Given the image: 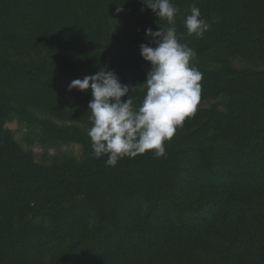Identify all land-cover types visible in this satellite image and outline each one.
<instances>
[{
  "label": "trees",
  "instance_id": "1",
  "mask_svg": "<svg viewBox=\"0 0 264 264\" xmlns=\"http://www.w3.org/2000/svg\"><path fill=\"white\" fill-rule=\"evenodd\" d=\"M189 4L211 25L191 47L196 52L191 66L216 84L247 76L264 96V69L211 72L195 65L217 54L264 61V0ZM0 13L16 27L25 21L31 40L44 36L54 45L82 47L91 54L20 64L0 53V68L14 76L34 80L89 69L122 76L151 64L141 54L127 62L104 54L105 20L97 16L96 0H0ZM260 107L248 131L221 149H165L159 158L149 150L114 167L105 165L106 155H92L90 138L79 129L66 134L85 146V161L54 168L35 164L0 135V264H264V101ZM6 111L0 99V130ZM122 189L131 191V198L121 195ZM73 195L97 208V223L80 228L52 259L27 260L31 248L65 232L32 231L19 240L8 209Z\"/></svg>",
  "mask_w": 264,
  "mask_h": 264
},
{
  "label": "rangeland",
  "instance_id": "2",
  "mask_svg": "<svg viewBox=\"0 0 264 264\" xmlns=\"http://www.w3.org/2000/svg\"><path fill=\"white\" fill-rule=\"evenodd\" d=\"M96 2L97 16L105 20L101 50L119 62H127L140 54V45L150 41L146 29L157 31L167 23L159 21L142 0ZM171 2L180 9L174 25L178 41L192 47L198 38L195 35L188 36L184 27V19L190 11V0ZM118 7L123 10L117 12ZM6 19L0 13V53L14 62L30 64L91 56L86 50H82V47H65L57 43L54 45L51 41L47 42L44 36L41 41L31 40L25 21L18 23L19 26L16 27ZM195 65L211 72L226 68L238 72L264 69V61L236 54L227 57L217 54L196 60ZM150 68L151 64L134 74L117 76L122 84L134 87L129 92L134 106L138 107L143 99L144 91L141 89ZM98 71L89 69L62 76L26 80L0 68V99L7 106V111L1 119V137L12 141L20 152L28 155L39 166L54 168L82 164L85 161V146L69 138L66 132L69 129L86 132V129L91 127L87 106L92 96L90 90L69 91L68 85L73 79H83L84 76L93 75ZM247 80L246 76V80L216 84L212 78L202 77L201 100L196 112L185 119L183 127L177 128L170 141H165V149H182L194 145L206 150L221 149L227 146L228 140L233 136H241L247 132L246 127L251 123V115L257 113L264 101L259 89L252 87L251 82ZM121 99L126 100L127 94ZM247 117L249 121L243 120ZM119 192L129 198L132 196L129 190L122 189ZM103 199L110 204L113 201L107 195ZM8 213L11 228L18 235V239L32 231L65 232L62 238L31 248L26 256L30 261L44 257L52 259L68 245L80 228H89L98 220L97 208L81 195L37 206L12 207L8 209Z\"/></svg>",
  "mask_w": 264,
  "mask_h": 264
},
{
  "label": "clouds",
  "instance_id": "3",
  "mask_svg": "<svg viewBox=\"0 0 264 264\" xmlns=\"http://www.w3.org/2000/svg\"><path fill=\"white\" fill-rule=\"evenodd\" d=\"M142 3L159 21L167 23L157 31L145 30L150 41L140 45V54L151 62V68L143 82L144 96L139 106H134L129 96L134 87L122 84L111 70L102 69L83 79H73L68 85L69 91H91L92 99L87 106L91 127L86 134L92 155L107 156L106 166L114 167L124 157L134 158L149 150L155 158L165 156V141H170L185 119L194 115L201 100L203 74L191 66L196 52L178 41L174 26L179 7L171 0H142ZM122 10L117 8V12ZM184 27L188 36L202 38L211 25L202 18L200 9L192 6ZM126 94L127 99L122 100Z\"/></svg>",
  "mask_w": 264,
  "mask_h": 264
}]
</instances>
